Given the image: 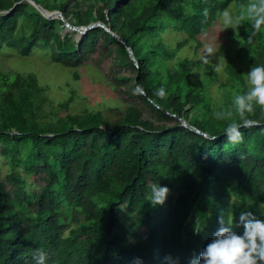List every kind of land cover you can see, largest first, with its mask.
<instances>
[{"label":"trees","instance_id":"1","mask_svg":"<svg viewBox=\"0 0 264 264\" xmlns=\"http://www.w3.org/2000/svg\"><path fill=\"white\" fill-rule=\"evenodd\" d=\"M34 1L62 12L73 26H110L139 67L103 28L88 31L78 45L62 34L61 20L45 18L28 1L0 0V49L23 56L50 49L64 66L103 67L117 93L132 102L44 124L36 79L1 75L8 90L0 98V156L11 171L3 176L0 169V264H35L38 248L48 252L47 264H134L136 257L164 264L168 254L188 264L213 238L221 216L236 231L243 210L264 218V108L248 114L257 125L241 127L239 142L225 134L229 123L242 119L232 102L247 90V71L264 64V30L248 39V6L256 0ZM232 4L244 18L236 53L244 69L228 58L231 90L214 107L207 86L196 84L191 62L170 61ZM170 28L187 38L169 47L161 34ZM180 118L214 138L185 128ZM158 181L170 192L163 205L153 206L145 194Z\"/></svg>","mask_w":264,"mask_h":264},{"label":"rangeland","instance_id":"2","mask_svg":"<svg viewBox=\"0 0 264 264\" xmlns=\"http://www.w3.org/2000/svg\"><path fill=\"white\" fill-rule=\"evenodd\" d=\"M91 3L94 4L95 1ZM96 4L99 8L100 3L96 2ZM226 12L230 14V17H225L224 12L206 35L191 41L175 59L170 61L172 66H178L183 60L191 62L196 84L199 87L207 86L209 90L207 100L214 107H218L225 101L224 90H231L232 81L226 71L228 58L244 69V64L236 55L244 40L242 28L239 23L229 25L226 22L229 18L232 21L239 18L236 6L232 4ZM62 34L70 35L75 40L77 38V33L68 31L66 26L63 27ZM161 38L166 45L174 47L177 42L187 38V34L170 28L161 34ZM198 41L201 42L199 49H197ZM210 67L214 69L211 70ZM106 72L103 67L92 64L68 67L56 63L52 59L50 49L37 48L28 56H23L6 46L0 49V77L5 75L11 78L14 75H20L26 78L30 75L36 79L37 86L42 92L35 98V102L43 104L39 121L44 124H55L66 118L68 114L82 116L90 111L106 113L110 108L122 109L130 105L131 100L117 93ZM7 90L8 88L0 79V98ZM133 103L140 104L138 101ZM146 116L149 117V113H146ZM0 169L3 176L11 171L9 161L1 156ZM26 177L28 188H31L32 179Z\"/></svg>","mask_w":264,"mask_h":264},{"label":"clouds","instance_id":"3","mask_svg":"<svg viewBox=\"0 0 264 264\" xmlns=\"http://www.w3.org/2000/svg\"><path fill=\"white\" fill-rule=\"evenodd\" d=\"M225 17L230 14L225 12ZM248 18L253 32L248 39L251 40L256 32L264 30V0H256L248 6ZM244 18L226 21L229 25L240 23ZM247 90L237 94L233 99V107L242 118L241 121L229 123L225 129L226 138L231 142L242 139L241 127L252 126L255 121L248 114L256 106L264 108V64L251 66L246 74ZM158 95H164L160 88ZM231 115V112H229ZM170 189L159 181L153 182L150 190L145 194L146 200L153 206L163 205L167 200ZM221 226L213 234V238L203 247L199 255L190 258L188 264H264V218L257 216L251 210H243L238 214L236 224L242 229L236 231L231 222L220 217ZM199 232L201 229L196 228ZM48 252L38 248L33 256L35 264H47ZM164 264H178V259L171 254L164 256ZM134 264H143L141 257L134 259Z\"/></svg>","mask_w":264,"mask_h":264},{"label":"water","instance_id":"4","mask_svg":"<svg viewBox=\"0 0 264 264\" xmlns=\"http://www.w3.org/2000/svg\"><path fill=\"white\" fill-rule=\"evenodd\" d=\"M22 1H28L30 4H32L45 18L47 19H59L62 22H64L65 26L67 29H74V30H78L77 34H76V41L78 42V45L81 44L82 41V37L84 35H86L88 33V31L94 29V28H103L105 29L107 32H109L110 34H112L118 41H120L123 45H125L127 51L129 52L130 58L135 61V64L137 65V67H139V62L136 60V57L134 55L133 49L126 43V41L118 34L114 33L112 31V28L110 26H107L105 23L101 22V21H96L93 22L92 24H90L89 26H73L62 14V12L60 11H49L47 9H45L41 4L37 3L34 0H22ZM2 12H0L1 14ZM138 90L143 94L146 95V93L144 92L143 89H141L138 85H137ZM182 125L185 128H188L200 135H204L207 138L213 139L214 137H211L210 135L200 131L199 129H197L195 126L191 125L190 122L186 121L183 118H180ZM253 125H257V123H254Z\"/></svg>","mask_w":264,"mask_h":264},{"label":"bare ground","instance_id":"5","mask_svg":"<svg viewBox=\"0 0 264 264\" xmlns=\"http://www.w3.org/2000/svg\"><path fill=\"white\" fill-rule=\"evenodd\" d=\"M68 31H70V32H73L74 31L76 33L78 32V30H74V29H68Z\"/></svg>","mask_w":264,"mask_h":264}]
</instances>
